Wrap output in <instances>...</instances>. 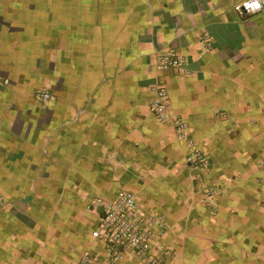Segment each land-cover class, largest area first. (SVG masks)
Instances as JSON below:
<instances>
[{
	"label": "crops",
	"instance_id": "obj_1",
	"mask_svg": "<svg viewBox=\"0 0 264 264\" xmlns=\"http://www.w3.org/2000/svg\"><path fill=\"white\" fill-rule=\"evenodd\" d=\"M243 1L0 0V147L17 145L12 183L25 185L2 217L0 264H81L88 250L149 264L125 248L114 261L95 236L98 201L123 192L163 264H264L251 156L264 151V11ZM168 50L181 71L162 69ZM160 90L167 121L152 111ZM176 119L204 167L188 165Z\"/></svg>",
	"mask_w": 264,
	"mask_h": 264
},
{
	"label": "built area",
	"instance_id": "obj_2",
	"mask_svg": "<svg viewBox=\"0 0 264 264\" xmlns=\"http://www.w3.org/2000/svg\"><path fill=\"white\" fill-rule=\"evenodd\" d=\"M237 10L242 14H257L264 11V0H245ZM159 62L163 70L181 71L184 68L182 58L174 51L168 50L160 52ZM7 84L0 68V88ZM35 98L43 103L51 100L52 92L47 87L37 88L34 92ZM166 92L160 90L158 97L153 101L152 111L161 121H167L168 113L164 104ZM175 125L180 136L184 135L185 123L176 119ZM102 206V214L99 219L95 236L106 243L108 255L114 261L122 256L123 249H128L140 256L148 257L149 264H163L159 255L150 254L152 246V230L144 229V224L140 221L137 200L133 193L123 192L112 201H98ZM159 222L154 219L152 224ZM98 256L83 253L81 264H101Z\"/></svg>",
	"mask_w": 264,
	"mask_h": 264
},
{
	"label": "rangeland",
	"instance_id": "obj_3",
	"mask_svg": "<svg viewBox=\"0 0 264 264\" xmlns=\"http://www.w3.org/2000/svg\"><path fill=\"white\" fill-rule=\"evenodd\" d=\"M184 122V121H183ZM180 140H184L187 143L188 154H187V163L190 167L196 168L205 165L206 161H208L205 157V153L200 151L196 143L188 137L186 134L180 138ZM12 145V144H11ZM17 145H15L16 147ZM0 147V225L2 222L3 214L6 212L12 211L13 208L16 207L17 202L19 201V197L21 189L25 191V185L19 184L18 182L12 183L14 181L12 175H15L19 170V162H18V150L17 147ZM253 159L258 160V166L264 167V151L262 152H254L251 153ZM256 158V159H255ZM204 167V166H203ZM258 167V168H259ZM260 167V168H261ZM15 217L17 215L14 213ZM84 253H89L92 256H98L94 251H85ZM108 254V253H107ZM169 254V252L165 249H162L157 255L162 258L163 255Z\"/></svg>",
	"mask_w": 264,
	"mask_h": 264
}]
</instances>
